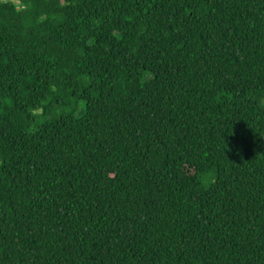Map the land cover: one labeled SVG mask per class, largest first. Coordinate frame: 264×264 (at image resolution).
<instances>
[{
    "label": "trees",
    "instance_id": "trees-1",
    "mask_svg": "<svg viewBox=\"0 0 264 264\" xmlns=\"http://www.w3.org/2000/svg\"><path fill=\"white\" fill-rule=\"evenodd\" d=\"M0 264H264V0H0Z\"/></svg>",
    "mask_w": 264,
    "mask_h": 264
}]
</instances>
